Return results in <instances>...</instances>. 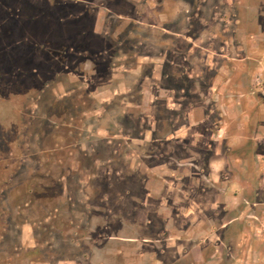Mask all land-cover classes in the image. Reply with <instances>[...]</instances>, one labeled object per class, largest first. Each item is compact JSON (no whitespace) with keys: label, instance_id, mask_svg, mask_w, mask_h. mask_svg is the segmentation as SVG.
Returning a JSON list of instances; mask_svg holds the SVG:
<instances>
[{"label":"rangeland","instance_id":"374dc122","mask_svg":"<svg viewBox=\"0 0 264 264\" xmlns=\"http://www.w3.org/2000/svg\"><path fill=\"white\" fill-rule=\"evenodd\" d=\"M0 264H264V0H0Z\"/></svg>","mask_w":264,"mask_h":264},{"label":"trees","instance_id":"16d2710c","mask_svg":"<svg viewBox=\"0 0 264 264\" xmlns=\"http://www.w3.org/2000/svg\"><path fill=\"white\" fill-rule=\"evenodd\" d=\"M48 5V4H47ZM49 10V9H48ZM35 12L37 13V15H40L41 14V10H35ZM41 16V15H40ZM33 19V18H32ZM46 43H49L50 44V41H47ZM13 47H18V45L17 44H14V46ZM34 49L33 48H29V49H26V51L27 52H31V51H33ZM35 52H36V50H34Z\"/></svg>","mask_w":264,"mask_h":264}]
</instances>
